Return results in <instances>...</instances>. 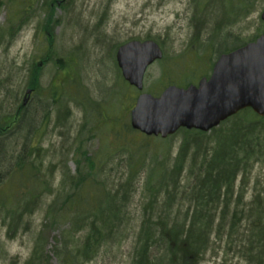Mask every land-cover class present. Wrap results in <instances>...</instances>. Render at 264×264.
<instances>
[{"label":"rangeland","instance_id":"1","mask_svg":"<svg viewBox=\"0 0 264 264\" xmlns=\"http://www.w3.org/2000/svg\"><path fill=\"white\" fill-rule=\"evenodd\" d=\"M36 1H30L33 6L23 17L24 26L10 40L6 37L5 23L8 0H0L1 117H14L29 88L27 72L40 61L37 85L26 97V106L22 104L18 120L5 131L6 138H0V264L10 261L22 264L38 238L50 254V263L60 264L52 249L55 244L60 247L59 239L66 226L43 224L45 211L63 184L64 173L67 177L75 171L74 157L79 158V152L75 153L78 148L75 135L80 131L83 140L78 146L81 145L84 156L100 157L95 168L97 180L108 188V184L120 183L121 193L129 195L127 207L123 208L128 223L122 225L120 236L103 244L96 257L82 264H131L142 205L152 197L147 192L152 168L149 156L152 151H161L172 159L182 133L145 141L140 133L124 131L138 92L128 85L121 100L117 97V90H122L125 82L116 64V49L130 40L152 39L159 44L164 58L147 68L143 80L145 92L156 95L170 81L177 85L197 83L210 70L207 71L210 59L214 62L221 53L218 49L232 50L264 33L260 19L264 0H61L60 6L47 0ZM49 3L50 8L46 5ZM216 26L219 30L214 31ZM69 55L75 56L69 63L78 65L79 90L86 89L89 97L102 102L103 109L88 113L76 100L63 98L70 84L60 87L71 73L56 66L54 58ZM54 89L63 97H53ZM107 113L112 117L108 118ZM58 120L64 122L63 126ZM141 143L147 144L144 156L148 157L131 166L129 156ZM30 147L33 154L26 156ZM18 158H25L38 168L45 181L39 185L43 189L39 197L24 192L27 187L15 177L17 171L12 175L13 163ZM83 159L80 157L79 161ZM257 176L264 179V162L250 170L245 183L237 181L236 187L242 189L244 199ZM6 197L11 200L10 205L5 202ZM4 205L11 208L9 214ZM72 240L76 238L63 241ZM222 244L218 247L217 243L218 248L211 249L199 264H246L232 255L230 245Z\"/></svg>","mask_w":264,"mask_h":264},{"label":"trees","instance_id":"2","mask_svg":"<svg viewBox=\"0 0 264 264\" xmlns=\"http://www.w3.org/2000/svg\"><path fill=\"white\" fill-rule=\"evenodd\" d=\"M30 1L37 2L8 0L6 5L9 13L5 23L8 25L6 37L10 40L24 26L23 17L33 6ZM47 1H51V5L54 2L61 5V0ZM50 3L46 4L49 8ZM216 29L219 30L218 26L214 31ZM218 50L221 53L227 52L226 47ZM55 57V65L66 69L71 77L60 87L63 89L66 84H70L67 96L63 97L61 92L57 95L54 89L53 97L76 100L75 103L79 102L88 113L101 107L103 109L102 102L100 104L89 97L86 89L82 92L79 90L76 78L78 65L69 63L70 58L75 56ZM50 58L53 60L52 55ZM211 61L210 59L207 71L213 63ZM39 64L40 61L27 72L26 86L32 89L37 85ZM173 64L175 59L171 68L174 67ZM127 87L129 86L125 82L123 89L117 90L119 100ZM23 108L21 102L12 119L0 116V138H6L5 131L10 129L12 122L18 120ZM107 116L112 117L108 113ZM58 121L63 126L64 122ZM84 125L85 123L82 127ZM124 131L140 133L132 129L129 123L125 124ZM179 131L182 139L172 159L169 160L168 153L161 151H152L149 156L152 168L147 181V192L148 197H152L146 205H142L131 264H199L211 249H216L217 243L218 247L223 246L222 243L230 245L232 255L238 256L246 264H264V179L255 177V184L246 199L242 189L236 187L237 181L245 183L243 180L248 177L250 170L264 162V116H258L250 108H245L208 132L185 128ZM116 133L120 134L118 130ZM140 134L145 141L149 140L150 137ZM75 136L78 147L75 153L79 152V158L84 159L80 162L78 157H74L75 171L67 177L64 173L63 184L59 192L54 193L53 201L45 211L46 223L43 224L66 226L61 232L60 247L55 244L52 249L53 255L59 256L60 264L91 261L98 255L103 244L115 241L120 236L122 225L128 223L123 210L129 201L128 193H121L118 188L120 183L108 184V188L97 180L95 168L100 157L95 159L93 156H84L81 145L78 146L83 140L81 131ZM146 143L134 148L135 153L129 156L128 164L137 166L148 157L144 156L147 153ZM26 150V156L33 154L32 147ZM13 166L12 175L17 171L15 177L21 185L27 187L24 192L30 197H39L43 190L39 185L45 181L39 176L40 172L33 166V162L18 158ZM133 177L131 175L130 179ZM130 179L127 178V181ZM5 202L11 204L7 197ZM4 206L9 214L11 208ZM76 234L81 236L76 237ZM73 237L76 238L73 242L63 241ZM50 259L48 250L38 238L22 264H51ZM9 264L18 263L10 261Z\"/></svg>","mask_w":264,"mask_h":264},{"label":"water","instance_id":"3","mask_svg":"<svg viewBox=\"0 0 264 264\" xmlns=\"http://www.w3.org/2000/svg\"><path fill=\"white\" fill-rule=\"evenodd\" d=\"M260 19L264 26V9ZM162 56L152 39L130 40L116 49L121 76L140 91L129 112L132 129L166 138L181 127L209 131L245 108L264 116V34L220 54L209 77L197 84L168 85L158 95L143 92L147 67ZM30 93L27 88L22 104Z\"/></svg>","mask_w":264,"mask_h":264},{"label":"flooded vegetation","instance_id":"4","mask_svg":"<svg viewBox=\"0 0 264 264\" xmlns=\"http://www.w3.org/2000/svg\"><path fill=\"white\" fill-rule=\"evenodd\" d=\"M214 63V62H213ZM213 65V64H212ZM211 68H212V66H211ZM211 68H210V71H211ZM210 73V72H209ZM196 84V83H195Z\"/></svg>","mask_w":264,"mask_h":264}]
</instances>
